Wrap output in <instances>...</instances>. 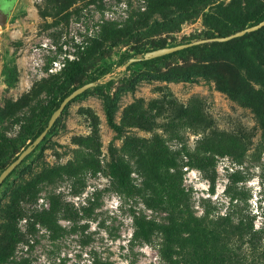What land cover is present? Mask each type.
I'll return each mask as SVG.
<instances>
[{
  "label": "rangeland",
  "instance_id": "obj_1",
  "mask_svg": "<svg viewBox=\"0 0 264 264\" xmlns=\"http://www.w3.org/2000/svg\"><path fill=\"white\" fill-rule=\"evenodd\" d=\"M102 3L106 19L144 8L142 0H0L6 14L0 171L46 127L62 97L92 83L0 183V254H6L0 264H164L160 225L168 214L201 217L207 229L237 224L241 250L262 247L264 65L256 45L264 41V27L146 62L126 61L153 48L231 34L264 16V0L159 5L143 24L84 52ZM74 56L81 72L66 80L62 64ZM106 107L119 131L108 125ZM167 156L175 161L167 170L170 182L183 189L172 207L157 199L164 200L158 190L164 169L157 162ZM93 160L125 163L139 193L118 197L107 177L85 168ZM55 166L72 171L58 175ZM29 181L38 188L35 198L11 205V195ZM51 198L56 231L32 212L46 209ZM132 211L153 221L147 240L134 234ZM250 224L260 231L251 234Z\"/></svg>",
  "mask_w": 264,
  "mask_h": 264
},
{
  "label": "trees",
  "instance_id": "obj_2",
  "mask_svg": "<svg viewBox=\"0 0 264 264\" xmlns=\"http://www.w3.org/2000/svg\"><path fill=\"white\" fill-rule=\"evenodd\" d=\"M142 1L144 3L143 9H139L138 7L135 11L128 12L124 17H120L119 19L104 18L102 15L103 10H105L103 3L99 6L96 5V9L100 11L101 15L95 21V29L93 33L85 36V47L82 48V51L91 53L92 50L100 46L99 44L101 41H109L118 38L127 29L129 30L133 27L143 24L146 16L149 14V11L153 10V8H156L159 5L170 2L182 3L185 0ZM263 18L264 16L258 18L254 23ZM263 27L264 25L258 29ZM256 49L258 56L257 62L264 65V41L257 39ZM177 52H169L157 57H166ZM149 59H140V62H146ZM80 72L81 61L75 56L68 61L65 60L62 64L61 73L66 80H71L75 74ZM48 102H53V99L50 98ZM105 116L108 125L114 130L119 131L120 127L112 122L111 111L108 107L105 109ZM160 151L161 155L164 156L165 150L161 149ZM158 163H160L164 169V176L161 178L160 182L161 187L158 189L161 194L163 193L164 200L161 198L160 194H157V199L165 206L172 207L175 201L177 202L180 199L179 196L183 194V189L175 190L170 182L169 174L167 173L169 168L175 166V161L173 157L167 156L163 157V159L158 161L157 164ZM85 168L90 169L93 172H100L103 176L107 177L113 191L118 197L129 199L133 198L139 193L136 185L130 180V171L127 165L121 161L109 160L103 166H100L96 160H93V163L88 162ZM53 170L58 175H61L71 173L72 168L70 166H55L53 167ZM45 177L50 176L47 175ZM34 187V182H26L19 191L15 192L14 195H11V205L16 206L18 204V200L24 196L34 199L38 189ZM55 207L56 203H54L51 198V201L49 200V204L46 209H34L32 212L37 219L39 218V220L43 221V223H45L49 228H53L56 231L60 228L48 215L54 211ZM132 212L133 213L131 214L133 217L132 222L134 226V234L143 240H147L151 232L155 229L153 221L144 218V216H138L136 213H134V211ZM261 214L262 223L264 224V206L262 207ZM220 219L227 220V217L223 216ZM227 226L229 228L225 227L221 229H207L204 219L201 217L197 218L188 213L186 216L179 217L176 220V218L170 217L168 214L166 217V223L160 225V232L163 235L164 241V250L162 251L163 259L165 261L164 264H264V245L259 248L255 247L251 243L250 252H244L241 250V246H239V244L236 245V242L242 238V230L239 229V225H231L227 223ZM248 231L251 234H254L260 230L252 229L250 224L248 226ZM233 232L236 234L234 235ZM231 235H234L235 238L231 239ZM4 261H6V254H0V263H3Z\"/></svg>",
  "mask_w": 264,
  "mask_h": 264
},
{
  "label": "water",
  "instance_id": "obj_3",
  "mask_svg": "<svg viewBox=\"0 0 264 264\" xmlns=\"http://www.w3.org/2000/svg\"><path fill=\"white\" fill-rule=\"evenodd\" d=\"M6 21V14L0 9V25L4 24ZM264 25V18L257 21L256 23L250 24L248 26L243 27L240 30H237L231 34L224 35V36H214L211 38L203 39V40H197L195 42H189L185 44H178V45H165L157 48H153L150 50L144 51L141 56L139 57H129L126 61V63H131L139 59H149L154 58L169 52H176L178 50H182L184 48L190 47L192 45H197L200 43L205 42H224L226 40H229L233 37H238L243 35L246 32H250L253 30L258 29L259 27ZM92 85L91 82H87L82 84L81 86L73 89L68 95H66L64 98H62L58 104V106L51 112L48 120L47 125L45 128H43L37 136L33 140H31L23 149H21L16 156L11 160L1 171H0V183L2 180L9 174V172L21 161V159L27 155L31 149H33L37 143L41 140V138L45 135L47 128L51 125L55 117L60 113L61 109L76 95L80 94L82 91L87 89Z\"/></svg>",
  "mask_w": 264,
  "mask_h": 264
},
{
  "label": "built area",
  "instance_id": "obj_4",
  "mask_svg": "<svg viewBox=\"0 0 264 264\" xmlns=\"http://www.w3.org/2000/svg\"><path fill=\"white\" fill-rule=\"evenodd\" d=\"M51 63H52L53 65H56V64H57V62L54 61V60H52Z\"/></svg>",
  "mask_w": 264,
  "mask_h": 264
}]
</instances>
